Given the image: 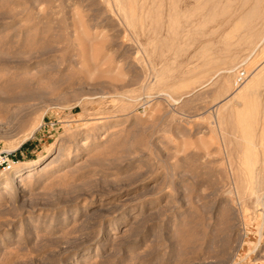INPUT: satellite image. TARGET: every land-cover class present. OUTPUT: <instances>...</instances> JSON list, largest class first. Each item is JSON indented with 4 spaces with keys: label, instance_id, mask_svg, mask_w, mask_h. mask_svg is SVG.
Wrapping results in <instances>:
<instances>
[{
    "label": "rangeland",
    "instance_id": "374dc122",
    "mask_svg": "<svg viewBox=\"0 0 264 264\" xmlns=\"http://www.w3.org/2000/svg\"><path fill=\"white\" fill-rule=\"evenodd\" d=\"M8 153L0 264H264V0H0Z\"/></svg>",
    "mask_w": 264,
    "mask_h": 264
},
{
    "label": "bare ground",
    "instance_id": "6f19581e",
    "mask_svg": "<svg viewBox=\"0 0 264 264\" xmlns=\"http://www.w3.org/2000/svg\"><path fill=\"white\" fill-rule=\"evenodd\" d=\"M178 28V27H177ZM175 33V32H173ZM178 35V34H177ZM175 37V36H174ZM177 40V39H176ZM257 77V76H256ZM254 79V78H253ZM252 79V80H253ZM256 79V78H255ZM258 79V78H257ZM251 80V81H252ZM254 81V80H253ZM258 81V80H257ZM247 83V82H246ZM252 83V82H251ZM254 83V82H253ZM250 84V81H249ZM255 84V83H254ZM248 85V84H247ZM250 87V85H248ZM246 87V86H244ZM246 89V88H245ZM242 128V126H241ZM250 135V133H249ZM42 163H39L38 161H32L29 165H24V166H19L17 168H15V170L13 171V178H18V177H22L24 174L31 172L34 168L40 166ZM251 174V173H250ZM10 181H7L5 183L4 187L10 188Z\"/></svg>",
    "mask_w": 264,
    "mask_h": 264
},
{
    "label": "built area",
    "instance_id": "2783aa9c",
    "mask_svg": "<svg viewBox=\"0 0 264 264\" xmlns=\"http://www.w3.org/2000/svg\"><path fill=\"white\" fill-rule=\"evenodd\" d=\"M244 73H240L239 76L237 77L236 83L239 84L243 81L244 79ZM12 155L11 154H6L4 157L0 154V168L4 169H9L10 168V163Z\"/></svg>",
    "mask_w": 264,
    "mask_h": 264
}]
</instances>
